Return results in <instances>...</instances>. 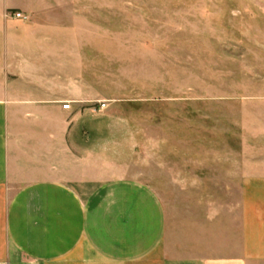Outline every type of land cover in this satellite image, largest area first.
Returning <instances> with one entry per match:
<instances>
[{
  "label": "crops",
  "instance_id": "1",
  "mask_svg": "<svg viewBox=\"0 0 264 264\" xmlns=\"http://www.w3.org/2000/svg\"><path fill=\"white\" fill-rule=\"evenodd\" d=\"M53 10L0 0V264H264V150L162 192L110 169L90 104L44 67Z\"/></svg>",
  "mask_w": 264,
  "mask_h": 264
},
{
  "label": "rangeland",
  "instance_id": "2",
  "mask_svg": "<svg viewBox=\"0 0 264 264\" xmlns=\"http://www.w3.org/2000/svg\"><path fill=\"white\" fill-rule=\"evenodd\" d=\"M39 1L60 24L44 67L90 104L110 169L162 192L264 150V0Z\"/></svg>",
  "mask_w": 264,
  "mask_h": 264
},
{
  "label": "built area",
  "instance_id": "3",
  "mask_svg": "<svg viewBox=\"0 0 264 264\" xmlns=\"http://www.w3.org/2000/svg\"><path fill=\"white\" fill-rule=\"evenodd\" d=\"M9 16H11L14 19L23 20V21H26L29 19V17L22 12H13V13H10ZM105 108H106V106L102 105L99 108V110H104ZM63 109L64 110H71V104L70 103L64 104Z\"/></svg>",
  "mask_w": 264,
  "mask_h": 264
}]
</instances>
